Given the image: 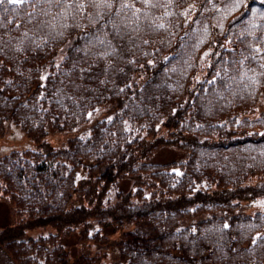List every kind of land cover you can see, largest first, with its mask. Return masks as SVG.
I'll use <instances>...</instances> for the list:
<instances>
[{
	"label": "trees",
	"instance_id": "obj_1",
	"mask_svg": "<svg viewBox=\"0 0 264 264\" xmlns=\"http://www.w3.org/2000/svg\"><path fill=\"white\" fill-rule=\"evenodd\" d=\"M198 35L219 47H194ZM180 53L205 56L197 58L196 71L184 66L170 72ZM101 104L119 109L113 122L103 124L106 131L87 143L70 141L75 146L69 150L44 141L48 125L73 129ZM247 107L260 117L256 139L247 134L245 113L239 111ZM7 121L39 150L26 173L23 161L11 167L21 159L17 153L0 160V201L12 195L8 186L19 189L0 224V264H22L23 255L37 253L42 260L49 254L57 264H109L105 253L91 250L93 239L112 249L118 257L112 264H264V253L254 251V234L264 231L255 228L264 225L263 214L236 215L224 226L212 217L197 219L192 229L171 227L192 206L212 211L227 203L234 209L240 200L264 196V178L247 181L264 167L232 163L239 160L236 149L243 150L245 161L251 159L252 140L264 141L262 0H5L0 4V136ZM134 121L149 138L129 137L125 126H135ZM165 145L181 148L185 159L171 163L179 170L159 186L161 168L144 162ZM52 158L58 170L50 169ZM82 159L100 170L87 180L67 181L65 162ZM230 165L237 170H229L233 179L224 170ZM36 172L42 173L41 182ZM238 174L248 183L234 178ZM56 178L64 181L69 197L81 193L78 205H54L58 197L52 193L60 191ZM124 178L140 192L147 179L157 186L148 197L130 198V187L109 200V189ZM25 185L47 202L32 214L24 209ZM88 220L100 224L106 238L98 237L101 230L90 236ZM42 226L54 228L61 245L56 250L51 242L38 252L23 240L25 230ZM110 226L112 239L104 232ZM72 233L80 242L73 255L61 240ZM33 260L26 257L25 263L39 264Z\"/></svg>",
	"mask_w": 264,
	"mask_h": 264
},
{
	"label": "rangeland",
	"instance_id": "obj_2",
	"mask_svg": "<svg viewBox=\"0 0 264 264\" xmlns=\"http://www.w3.org/2000/svg\"><path fill=\"white\" fill-rule=\"evenodd\" d=\"M26 1V0H24ZM198 41L196 40V42L193 43L194 47H198L200 46L202 43V46L207 47V45H210V47H214V48H218L219 45L216 44H209L208 38L204 37L202 35H198L197 36ZM211 41V40H210ZM222 47V45H221ZM65 49H63L62 52L63 53ZM178 51H183L186 52V48L182 49V50H178ZM60 53L57 54V56L54 58L55 62H58L60 60ZM184 53H180V55H182ZM205 55L202 56H190V57H185V55L180 56L181 59L177 58L176 62L177 63L175 66H171L172 70H170V72H174L177 68L182 67L184 68V66L186 67H190L193 70H198L199 67H197L196 65V60L197 58H203ZM174 63V64H175ZM149 64H151V62H149ZM173 64V65H174ZM186 72H188V69H185ZM199 78V77H197ZM94 109V110H93ZM92 112L91 110H88L86 113V122L76 126L73 129L70 130H64V131H56L53 130L49 125L47 126V134L43 137L44 141L48 142L50 144V146L55 149V150H69L72 147L75 146L74 142H70V141H74V140H82L83 143H87L86 140L87 139H93L94 136L97 133H102L103 131H106V129L103 127L104 123H109V122H113L112 118L114 115H116V113L118 112V107L116 108L114 105L110 104V105H104L101 104L95 108H93ZM240 112H244L245 114V120H244V126L247 130V134L251 135L252 139H256L257 138V134H255V130L257 129V127H254L255 123H259L260 121V117H257V113L251 112V109L249 107L247 108H241L239 110ZM257 117V118H256ZM243 118V117H242ZM135 122V121H134ZM137 122H135V126L131 127V126H125V131L129 133V137H138V138H149V135L146 134V130L144 128H142L140 126V124H136ZM3 130H2V134L0 136V160L4 159L5 156H13L14 153L19 154V157H21V159L19 160H15L13 163H11V167H13V164H15V167H18V163L19 162H25L28 166H25V168H28L30 165H34V159L36 158L34 153L36 151L39 150L38 144L35 143V141L30 140L26 134L19 129L17 126H15V124H13L11 121H7L6 123H3ZM142 129H141V128ZM254 134V135H253ZM240 142V141H239ZM239 142H237V144H239ZM244 145H246L245 143H243ZM239 148V146H238ZM29 149V152H27L26 154L23 153L24 150ZM38 149V150H37ZM86 150H89V148H86ZM133 150V149H132ZM235 151H239L236 152L237 154V158L239 160H233L232 163L236 164L238 162H242L243 165L248 166V164L252 161L255 162L257 164H260L262 167H264V141H259V142H255L254 140H252V145H251V150L250 151V156L251 159H246L245 161H243V154L240 153L243 150L241 149H236ZM223 154L227 157V153H220ZM51 158V156L49 157ZM185 159V155L184 152L181 150V148H174L170 146H160L157 147L155 149V151L153 152V154L150 156V158L145 161L144 163L146 164H154L156 169H160V176H159V180L156 181L158 182L159 186H162L160 184L161 180L166 179L167 177H169L172 173L176 172L179 170L178 166H175V168H173V166H171V163L174 161L175 163H178V161L180 159ZM53 162H51V170H58L59 165L57 164L58 160L55 158H52ZM61 160H59L60 162ZM67 165V172L63 173L64 178L67 181H71V182H79L81 180H87L89 179L91 176L95 175L98 171L100 170V168H97L95 165L91 167V162L87 161L86 159H82L80 160V162H73L72 164L65 162ZM251 165V163L249 164ZM231 166V165H230ZM231 168V169H230ZM225 167V172L227 173V178L228 179H233V175L230 174L229 170H233V171H237L235 170L232 166L231 167ZM30 171V169L28 168L27 171L24 170V172H28ZM23 178H27V176L25 175ZM69 173H72L71 175ZM36 175H38V177H36V181H40L42 180V173L36 172ZM41 178V179H40ZM59 178H63V177H59ZM59 178H56V183L55 186L59 188V193L57 192H53L52 196H57L58 198L55 200V204L59 205L60 208H69L72 205H78L80 203V200L82 199V195L81 193H71V196L69 197L67 195L66 192H63V184L64 181L59 180ZM234 178H240L243 181V184L247 181H255L256 179L260 178H264V172H260L257 176H253L250 179H248L247 181L245 180V178H242V174H238L236 177ZM3 179V178H2ZM53 179V178H52ZM51 179V180H52ZM170 180V177H169ZM3 181L0 180V183H2ZM223 182V181H222ZM132 180L130 178H124L117 187H113L110 188L108 193L107 198L109 200H112V198L115 196V194L117 193L118 189H120V191L122 193H128L129 192V188L131 187V196L130 198H134L135 200L139 199L141 196H149V190L154 188L153 186H157L156 184L151 186V180L147 179L146 183H145V189L144 192H140L138 190V186L137 185H133L131 186ZM248 183V182H247ZM150 184V185H149ZM12 186H8V190L9 192L11 191V194L13 195H9V192H7V195L9 199H6L5 201H0V224L3 223L6 219V213H7V209H8V203H10V208L14 206L13 201L15 200L17 195L19 194V189L16 191V187L15 185ZM28 189H26V193L24 194V202L25 205L27 207H25L24 209H28V211L32 214L34 213L37 209H39L40 207L44 206L47 204V202H44L42 199V194L38 193L36 194L35 191H33L32 189H30V187L28 185H25ZM44 187V185H43ZM196 188H201L203 189L200 185L197 186ZM195 188V189H196ZM219 189V187H218ZM236 204V203H235ZM229 204H224L222 205V207L217 208L216 210H212V211H199L196 206H192L190 207L186 212H183L182 217L177 218L178 220H176L174 222V224L171 227L176 228L177 230L180 229V227L183 226H187L190 229H192V227H194L195 225V221L197 219H206V218H215L219 220V225L220 226H224L227 225L229 222V219L233 216L239 215H253L256 213H260L264 215V196H260L254 200H250V201H246V200H240L239 203L236 205V207L234 209H231L229 206ZM235 206V205H234ZM17 211H20V209H17ZM87 227H88V232L89 235L92 236L95 233L99 232L101 229V225L96 223L95 221L92 220H88L86 222ZM233 224V223H232ZM231 225V224H230ZM264 227L263 226H259V227H255L256 229H260ZM109 229H105V233H109L107 234V238H115L116 235H114L113 233H111V226L108 227ZM251 230V229H250ZM54 228L51 226H42V227H38L35 229H28L25 230L24 234H23V240H26V242L28 243V245L35 249L36 251H41L42 249H44V245L48 246L50 248L51 242L55 243V250L60 247L61 245L58 244L55 240V236H54ZM103 233V231H102ZM264 234V231H260L257 230L254 234V241H256V245L254 247V251H258L260 253H264V239L261 237V235ZM100 236H105L104 233L98 235V237ZM96 237V238H98ZM106 238V236H105ZM65 244H67L70 248H71V252L70 254H74L77 250L78 247L75 246V243L80 244V242H77V234L76 233H72V236L69 237H64L61 239ZM94 241L91 242L92 246L90 247L91 250L93 252H103L105 253V257H106V262L109 264L112 263H117L118 261V257L115 256L114 252H112V249L107 247V246H99L97 244L98 240L93 239ZM105 241V240H103ZM110 242V241H109ZM66 246V245H65ZM67 248V247H66ZM99 250V251H97ZM29 253H35L32 250L28 249ZM51 253V252H50ZM24 256V255H23ZM23 256L21 257V261L22 264H31L32 261H28L27 263H25V259L26 257H35V260L33 261H39V264H57V260H55L54 258H51L49 254L44 255L43 254V260L40 258L39 254L37 253V255L33 256H26L23 258Z\"/></svg>",
	"mask_w": 264,
	"mask_h": 264
},
{
	"label": "snow or ice",
	"instance_id": "obj_3",
	"mask_svg": "<svg viewBox=\"0 0 264 264\" xmlns=\"http://www.w3.org/2000/svg\"><path fill=\"white\" fill-rule=\"evenodd\" d=\"M5 2V0H0V4H3ZM9 2L11 3H23L24 0H9ZM107 0H100V3H106ZM262 2H264V0H262Z\"/></svg>",
	"mask_w": 264,
	"mask_h": 264
}]
</instances>
